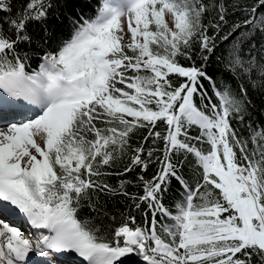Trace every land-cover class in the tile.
<instances>
[{
	"label": "snow or ice",
	"instance_id": "obj_1",
	"mask_svg": "<svg viewBox=\"0 0 264 264\" xmlns=\"http://www.w3.org/2000/svg\"><path fill=\"white\" fill-rule=\"evenodd\" d=\"M0 264H264V0H0Z\"/></svg>",
	"mask_w": 264,
	"mask_h": 264
}]
</instances>
